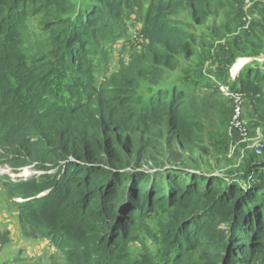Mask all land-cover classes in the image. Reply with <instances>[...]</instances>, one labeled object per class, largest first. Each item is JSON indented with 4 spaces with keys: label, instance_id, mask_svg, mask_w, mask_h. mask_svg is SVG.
Segmentation results:
<instances>
[{
    "label": "trees",
    "instance_id": "1",
    "mask_svg": "<svg viewBox=\"0 0 264 264\" xmlns=\"http://www.w3.org/2000/svg\"><path fill=\"white\" fill-rule=\"evenodd\" d=\"M122 1L0 0V148L16 171L46 172L40 190L12 193L48 192L26 205L27 220L71 264H263L264 162L251 160L233 182L173 158L205 150L210 105L199 81L169 75L196 40L166 17L188 7L204 24L206 0L151 1L142 29L150 83L138 99L133 79L97 88L87 54L99 16ZM38 15L52 46L31 58L24 27ZM254 47L243 54L259 55L263 39ZM262 84L264 70L249 69L239 90L258 96Z\"/></svg>",
    "mask_w": 264,
    "mask_h": 264
},
{
    "label": "rangeland",
    "instance_id": "2",
    "mask_svg": "<svg viewBox=\"0 0 264 264\" xmlns=\"http://www.w3.org/2000/svg\"><path fill=\"white\" fill-rule=\"evenodd\" d=\"M151 1H122L120 10L106 7L104 15L99 16L93 31L97 38L88 37L94 48L87 50L97 88L101 82L114 79L109 88L112 90L122 79H133L135 98L145 96L150 76L144 70L148 43L142 29ZM205 5L211 17L201 25L193 20L188 7L166 17L172 27L188 31L196 40L195 55L181 58L179 68L169 75L199 81V100L207 99L210 105L201 116L206 130L205 150L199 151L198 156L181 153L173 158L178 164L188 165L191 171L231 177L235 182L245 174L251 160L264 162V84L263 93L254 97L239 90L249 69L264 70V49L255 57L242 52L246 45L254 47L260 39L264 41V0H206ZM47 21L44 15L30 16L27 20L24 39L31 58L51 51ZM104 28L106 39L99 38ZM173 83L179 85L177 81L169 84ZM6 155L9 152L0 148V264H71L65 252L52 245L27 220L26 205L48 192L28 198L12 193L15 186L24 185L40 190L46 172L35 164L16 171ZM151 244L152 241H147V245ZM133 251L140 253L142 246L134 245Z\"/></svg>",
    "mask_w": 264,
    "mask_h": 264
},
{
    "label": "built area",
    "instance_id": "3",
    "mask_svg": "<svg viewBox=\"0 0 264 264\" xmlns=\"http://www.w3.org/2000/svg\"><path fill=\"white\" fill-rule=\"evenodd\" d=\"M238 100L240 101V99H237V102H239ZM236 109H237V112L240 111V108L238 107V104H237V103H236ZM236 109H235V110H236ZM234 114H235V113H234Z\"/></svg>",
    "mask_w": 264,
    "mask_h": 264
}]
</instances>
